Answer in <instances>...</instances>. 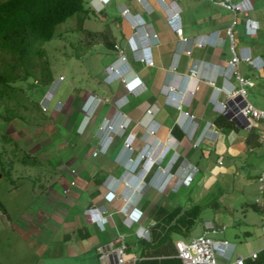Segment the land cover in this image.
<instances>
[{
  "label": "crops",
  "instance_id": "0c3cea01",
  "mask_svg": "<svg viewBox=\"0 0 264 264\" xmlns=\"http://www.w3.org/2000/svg\"><path fill=\"white\" fill-rule=\"evenodd\" d=\"M236 1L242 2L243 0ZM113 2L118 6L121 16L126 21L124 26L120 24L119 27L122 39L113 35L117 44L126 48L130 67L121 64L119 53L115 49L114 51H117L115 57L109 59V64L106 66V75L108 66L115 63L124 68L125 77L128 80L137 77L142 80L143 85L134 91H130L123 81L115 80L119 81V84L114 90L107 93L106 98L111 102V106L105 117H114L117 110L120 109L122 114L131 118V123L127 128L130 130L127 132L126 129L123 135L127 133L128 137L130 133L135 134L134 144L139 143L142 150L148 149L149 156L158 158L162 155L165 159L170 154V157L165 165H162L161 160L155 164L147 175L146 182L137 186L136 181L143 177L148 162L145 161L141 164V171L135 176L128 172L124 164L130 154L124 148L125 143L116 156L114 166L92 167L91 165L95 163H91L89 158L84 155L77 156L72 153L73 155L69 156L70 160L67 163L69 165L76 163L77 165V168L71 169L75 176L71 178L68 187H58L59 191L68 196L67 199H64L68 208L60 210L61 206L58 203L60 200L58 201L54 197L53 200L48 197L49 203H52L53 209L56 210L52 215L51 213L46 215L43 237L59 239L62 245L61 251L68 257L65 260L76 257L80 264H86L88 260L93 262L96 255L100 264H104L100 259V249H115L123 242L127 243L129 247L127 257L140 255L144 239L139 238L136 231L142 225L149 226L152 223L155 225V221L150 222V211L153 206L176 207L180 205L181 200L176 193L183 187H191L199 172V170L196 172L192 183L189 185L178 183L180 173L174 178L173 185L171 186V183L174 179L164 191L148 185V182L152 181H158L157 184H161L165 179L164 169L165 167L166 169L169 168V163L174 156L179 155L178 161L181 160L176 169L175 165L172 168V172L176 173L181 165L187 162L197 166L199 163L192 161L191 156L200 149V160H207L204 169L208 176L207 186L216 182L225 184V180L238 187L253 185L255 178L257 181L259 174L264 169V147L260 141L261 124L249 129L238 118H232L221 113L222 102H226L229 97L227 90L238 84L235 77H231L227 71L233 54L226 30L235 19L234 13L210 0H207L208 4L206 5L200 4L201 0L110 1V3ZM247 3H244V8L250 7V9L238 15V22L235 26V33H238L240 39H242L240 28L251 37L257 36L261 29L260 20L252 16L251 13L256 7L262 5V0H249ZM92 6L96 10L101 8L98 0H92ZM123 6L129 8L133 16L124 15L122 13ZM104 9L105 6L101 8L100 12ZM169 9L180 11L181 24L184 29L183 36L189 38V42L183 41L169 25L167 21ZM247 18L259 22L260 28L256 35L248 33ZM139 20L141 22L144 20L146 28L150 32H156L158 36L157 39H150L154 59L153 66H148L145 62L137 60L136 54L129 44L130 36L135 33L134 25ZM197 41L203 42L204 45L198 46ZM238 46L251 47L253 55L257 57L258 65L264 64L263 54L253 45L240 40ZM188 48L192 49L191 54L185 52ZM130 57L133 63H138L141 66L134 68ZM242 63L245 68L247 67V62L242 61L238 66L239 70ZM193 68L198 70L196 74L191 73ZM256 69L263 71V68H259V66ZM240 72L242 73L241 70ZM242 74L254 80L255 85L253 87H264V71L255 76L246 72ZM171 85L176 86V92L172 94L169 91ZM88 94H97V92L94 90ZM131 97L134 98L131 99ZM63 106V103L62 106H59L58 103L57 108ZM150 108L154 109L153 114L147 113ZM159 115H161L160 119L158 118ZM189 115H194V118L191 119ZM220 116H225L233 124L225 125L223 121H219ZM119 121H122V117ZM174 128H177L178 131L175 132ZM152 130L155 132L151 133ZM199 139H201L200 144L196 146L195 142ZM134 148L135 151L131 157L137 156L138 150L136 147ZM74 161L75 163H73ZM96 163H98L97 165L100 164L99 161ZM158 167L160 168L157 169ZM87 171V178L81 177ZM150 174L151 177L148 179ZM116 178H132L135 186H121L117 198L108 202L105 199L106 193L110 190L108 184ZM124 196L129 198L130 205L145 212V217L141 223L133 225L127 223L126 214L122 211L126 205ZM145 197L151 198L150 202L148 199L144 203ZM234 198L233 192L226 197L229 201H233ZM55 199L58 202H55ZM100 205H104L108 210L107 213L103 214V224L92 221L87 214L88 209ZM153 226H151V230ZM37 231L40 232V230ZM37 231L35 232L37 233ZM38 237L40 238V236ZM127 237L139 241L137 246L132 243V240V244L128 243ZM181 239L186 238L181 237L176 240Z\"/></svg>",
  "mask_w": 264,
  "mask_h": 264
},
{
  "label": "rangeland",
  "instance_id": "374dc122",
  "mask_svg": "<svg viewBox=\"0 0 264 264\" xmlns=\"http://www.w3.org/2000/svg\"><path fill=\"white\" fill-rule=\"evenodd\" d=\"M83 1L85 8L93 9L84 29L78 27L77 16L74 15L60 24L55 37L45 43L52 81L47 85L35 84L33 78L22 82L24 90L15 95L23 100L21 105H17L19 117L11 121L3 118L2 113H6L7 106H3L0 101V150L3 151L6 144L9 149L15 148L11 157L5 155L3 158L12 168L0 179V264H80L76 257L65 260L68 257L62 253L59 239L43 237L46 215H52L56 210L53 209L54 205L49 203L48 197L60 200L58 202L55 199L61 206L60 210L68 208L64 200L68 196L59 191L58 187H68L71 178L75 176L71 169L77 168L76 160L73 162L75 164L69 165V156L72 153L77 156L84 155L91 163H95L92 167L114 166L116 156L127 137V133L123 136L113 134L115 141L107 153L93 157L100 140L99 125L111 106V102L106 98L107 93L114 90L119 81H105L106 66L117 51L96 42L95 35L93 38H87V30L98 32L108 29L122 39L119 27L120 24L124 26L126 21L114 2L105 5V9L98 12L93 8L92 0ZM200 4L206 5L208 2L201 0ZM251 14L261 22L259 34L251 37L240 28L242 39L237 33V46L242 40L253 45L264 56V0ZM130 59L134 68L141 66L133 63L131 57ZM246 64V68L243 63L240 65L242 73L246 72L252 76L263 73L251 63ZM61 77L63 79H60ZM94 90L102 98V103L96 109L85 133L79 134L77 124H80L86 115L82 111L84 100L88 93ZM48 92H51L52 96L47 104L48 110L43 112L42 102ZM248 98L257 107L264 108V87L249 88ZM59 102L64 106L58 109ZM158 118L160 119L161 115ZM129 130L127 129V132ZM4 134L12 137L10 141L13 144L5 143L2 139ZM139 145L134 144L138 150L137 154L143 151ZM200 152L198 149L191 156L192 161L199 163L195 182L189 188H181L176 195L179 196L180 205L184 210L197 204L202 206V210L188 233L174 232L172 239L182 237L190 240L202 234L206 223L211 221L216 228L222 229L212 236L216 240L227 239L235 243L237 246L234 256L247 257L253 251L261 249L264 243V192L259 190L256 178L253 185L245 187L231 185L226 180L225 184L216 182L207 186L208 176L204 172L207 160H200ZM169 157L170 154L162 161V165L167 164ZM98 161L99 165L96 163ZM180 163L181 160L175 164V169ZM87 173L88 171L81 177L87 178ZM174 181L175 179L171 186ZM157 183L158 181H152L148 182V185L158 188ZM231 192L235 196L233 201L226 199ZM148 199L145 197L143 202H150L151 198ZM257 199L260 202H257ZM131 240L137 246L139 241L130 237L126 239L132 244ZM86 264H100L98 256H95L93 262L86 261Z\"/></svg>",
  "mask_w": 264,
  "mask_h": 264
},
{
  "label": "built area",
  "instance_id": "2783aa9c",
  "mask_svg": "<svg viewBox=\"0 0 264 264\" xmlns=\"http://www.w3.org/2000/svg\"><path fill=\"white\" fill-rule=\"evenodd\" d=\"M101 4V8L105 5L110 3L111 0H98ZM144 1V0H139ZM215 4L222 6L223 8L231 11L235 15V19L230 25L226 33L229 36L231 42V51L233 57L230 61L229 67L227 71L229 72L230 76H234L237 85L230 87L227 90L228 93V100L226 102H222L221 113L228 115L232 118H238L244 124L245 127L252 129L257 124H261L262 129L260 131V141L261 145L264 147V109L255 106L252 102L249 101L247 95L249 92V88L255 85L254 80L251 77H247L243 75L238 66L243 62L251 63L254 67L261 68L264 66L258 65L257 57L253 55L252 49L249 46L239 47L236 43V33H235V26L237 24V17L241 12H246V10L250 9V7L244 8V3L249 2V0H243L242 2H237L236 0H210ZM248 4V3H247ZM246 6V5H245ZM101 8H98L97 11L100 12ZM122 13L126 16L130 15L133 16L126 6L122 7ZM167 21L169 25L179 34L181 39L185 42H189V38L183 36V26L181 24V15L179 10L169 9ZM135 33L130 36L129 44L132 50L135 52L137 60L145 62L148 66L154 65V59L152 56L151 46H150V39L154 38L157 39L156 32H150L146 28V23L143 20L137 21L134 25ZM260 28V24L257 20L252 18H247V30L250 35H256ZM198 46H203L204 43L197 41L196 43ZM116 50L119 53V60L121 64L124 66H129L127 55H126V48L116 44ZM187 54H191L192 49L188 48L185 51ZM130 67V66H129ZM108 72L105 76V81L107 83H112L115 80H121L127 86L130 91L136 90L137 87L143 85V82L140 78H133L132 80H128L125 77L124 68L119 66L115 63L108 66ZM197 69H192V74L197 73ZM60 79H63L61 77ZM170 93L176 92V86L171 85L169 86ZM49 94L46 95L44 101L42 102V110L47 111L48 107L47 104L51 99L52 93L48 92ZM174 97V96H173ZM176 98V97H175ZM102 103V98L99 97L97 94H90L84 104L82 106V111L86 113L85 118L82 120L81 124L79 125L77 131L79 134H84L87 126L90 123L91 118L93 117L96 109ZM62 106V102H59V106ZM61 108V107H60ZM154 109L150 108L148 110V114H153ZM117 117V119H115ZM122 117V121L119 119ZM191 119L194 118V115H189ZM131 123V118L122 114L120 109L117 110L116 115L114 117H105L101 124L99 125L98 129V136H99V144L96 147V150L93 152V156H99L101 154H105L111 145L114 142L113 134L123 135L126 129L129 127ZM210 125V124H209ZM155 131L152 130L151 133ZM135 134L130 133L126 138V142L124 145L125 150L130 154L129 158L126 160L124 166L126 167L127 171L130 172L133 176H135L139 171H141L140 165L143 160L148 162V167L146 171L143 173V177L141 179H137L136 185L140 186L142 183L146 182V177L149 172L153 169L154 165L159 163L160 160L163 161L164 157L161 155L158 158H153V156H149V150L145 149L136 157H131L134 153V140ZM201 139L195 142V145L198 146L200 144ZM179 159V155L174 156L173 160L169 163V168L164 170L165 179L159 185V190L164 191L171 181L180 173L178 183L180 185H189L192 183L196 172L199 168L191 163L187 162L182 164L179 168L178 172H172V168L177 163ZM258 183L260 191L264 192V171H262L258 176ZM179 185V186H180ZM123 187H133L135 186L133 179H115L113 182L108 184L110 190L105 195V199L108 202L114 201L118 196V191ZM178 186V187H179ZM126 200V205L122 208V211L126 214V221L128 224H139L141 223L142 219L145 217V212L136 206L130 205L128 202L129 198L127 196L123 197ZM257 202H260L257 199ZM108 210L104 205L97 206L95 208H90L87 210V214L90 216L91 220L103 224V214L107 213ZM154 223L150 224L149 226H140L138 228L137 235L139 238L144 240H151V226ZM224 229V228H223ZM222 229L216 228L214 223L208 221L206 223V228L204 232L200 235L192 237L190 240L188 239H181L177 240L176 247L178 254L177 256L182 260V264H245L247 258L256 259L258 258L260 252L264 249V245L262 249L252 252L249 256L243 255H236L234 253L236 251V244L230 242L227 239L224 240H216L212 234H217ZM138 256L127 257V244L123 242L121 246L113 249V248H101L100 249V259L104 264H126L130 262H134Z\"/></svg>",
  "mask_w": 264,
  "mask_h": 264
},
{
  "label": "trees",
  "instance_id": "16d2710c",
  "mask_svg": "<svg viewBox=\"0 0 264 264\" xmlns=\"http://www.w3.org/2000/svg\"><path fill=\"white\" fill-rule=\"evenodd\" d=\"M91 10L84 7L83 0H0V101L7 106L6 113H2L6 121L19 117L17 105H21L23 100L15 95L24 90L22 82L33 78L35 84L47 85L52 81L45 43L55 37L57 27L76 15L78 27L84 29ZM94 35L96 42L103 43L110 50L116 49V38L108 29L98 32L87 30V38ZM219 121L225 125L233 124L225 116H220ZM79 125L78 122L77 129ZM173 130L178 131L177 128ZM2 139L13 144L9 134H4ZM14 151L15 148L9 149L7 144L3 151L0 150L3 175L12 168L3 158ZM150 177L151 174L148 179ZM201 210L199 204L185 210L180 205H155L150 211V222L155 221L151 240H144L138 258L126 264H182L177 256V240L172 239V234L177 231L188 233ZM245 264H264V249L258 258L248 257Z\"/></svg>",
  "mask_w": 264,
  "mask_h": 264
},
{
  "label": "water",
  "instance_id": "95a60500",
  "mask_svg": "<svg viewBox=\"0 0 264 264\" xmlns=\"http://www.w3.org/2000/svg\"><path fill=\"white\" fill-rule=\"evenodd\" d=\"M3 177V173L2 171L0 170V179Z\"/></svg>",
  "mask_w": 264,
  "mask_h": 264
},
{
  "label": "clouds",
  "instance_id": "9594fccd",
  "mask_svg": "<svg viewBox=\"0 0 264 264\" xmlns=\"http://www.w3.org/2000/svg\"><path fill=\"white\" fill-rule=\"evenodd\" d=\"M263 67H264V66H263ZM143 162H145V160H143L142 163H143ZM142 163H141V164H142Z\"/></svg>",
  "mask_w": 264,
  "mask_h": 264
},
{
  "label": "bare ground",
  "instance_id": "6f19581e",
  "mask_svg": "<svg viewBox=\"0 0 264 264\" xmlns=\"http://www.w3.org/2000/svg\"><path fill=\"white\" fill-rule=\"evenodd\" d=\"M153 158H156L155 156H153Z\"/></svg>",
  "mask_w": 264,
  "mask_h": 264
}]
</instances>
